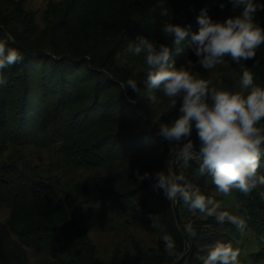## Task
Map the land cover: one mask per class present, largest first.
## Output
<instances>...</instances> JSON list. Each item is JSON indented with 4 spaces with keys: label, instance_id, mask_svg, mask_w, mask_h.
Returning <instances> with one entry per match:
<instances>
[{
    "label": "trees",
    "instance_id": "trees-1",
    "mask_svg": "<svg viewBox=\"0 0 264 264\" xmlns=\"http://www.w3.org/2000/svg\"><path fill=\"white\" fill-rule=\"evenodd\" d=\"M164 8L169 10L167 17L161 16ZM203 8L217 21L241 11L233 10L228 0H62L45 10L41 27L22 0H0V40L24 56L22 63L4 70L6 83L0 86V204L10 210L0 222V264H113L98 256L74 210L95 203L105 204V214L119 215L155 234L153 246L136 252V264H175L185 253L187 242L176 215L184 229L191 225L195 233L178 264H202L208 246L218 241L237 248L241 232L234 225L218 223L214 217L197 218L189 209L185 215L182 203L176 204L175 214L163 190L154 189L151 179L138 182L136 175L137 170L153 177L167 172L163 160L171 144L156 133L160 123L177 117L180 101L165 113L160 107L167 98L161 92L155 93L157 102L148 101L143 57L128 53L127 45L138 36L163 43L172 48L177 67L191 60L193 71L203 74L193 50L185 46L176 54L172 39L160 31L162 23L170 21L198 31ZM255 19L264 27V11ZM117 55L124 58L123 65L116 64ZM225 61L232 74L240 77L247 68L255 83L264 86V45L255 62ZM129 78L137 82L140 96L120 87ZM191 138L198 149L195 129ZM27 145L55 147L59 157L54 166L67 178L9 152ZM190 165L182 170L177 163L176 172L191 181L199 175V164ZM76 170L81 172L70 175ZM259 171L264 174V158ZM202 179L207 191L217 192L210 176ZM262 192L264 186L248 195L233 190L220 196L237 202L245 229L256 243L250 258L264 264ZM165 235L174 241L175 256L165 250ZM31 249L41 255L35 263Z\"/></svg>",
    "mask_w": 264,
    "mask_h": 264
},
{
    "label": "clouds",
    "instance_id": "clouds-1",
    "mask_svg": "<svg viewBox=\"0 0 264 264\" xmlns=\"http://www.w3.org/2000/svg\"><path fill=\"white\" fill-rule=\"evenodd\" d=\"M238 15L224 21L213 20L207 8L200 10L197 17L198 31L191 32L190 26L162 23L161 34L172 39L176 54H182L185 46L198 57L196 64L204 70H212L225 63V58L240 64L253 60L258 49L264 45V27L255 19L258 11H264V3L258 0H228ZM225 7L224 3L220 4ZM169 10L162 9L161 16L167 17ZM11 39V37H9ZM185 42L187 44L185 45ZM126 51L143 57L146 79L144 87L149 102H157L156 92H161L174 108L179 99L178 115L170 123H160L157 135L173 145L167 172H149L137 180H153L154 189H162L171 204L183 203L191 212L214 217L218 223L229 222L243 232L246 221L241 216L221 210V204L205 195L198 185L193 184L182 173L172 168L173 158L177 163L190 167L191 161L199 164L200 176H210L217 192L230 195L237 190L245 195L264 186V174L260 164L264 158V86L254 81L253 74L245 68L239 79L238 89L212 86V81L194 72L193 62L176 66L173 51L169 46L144 36H138L127 45ZM23 54L8 47L0 40V86L6 83L4 70L22 63ZM124 90L131 88L138 96L141 89L129 78L121 83ZM193 129L199 141L197 149L191 138ZM264 196V192L261 193ZM194 236L191 225L185 229ZM166 252L175 256L176 248L171 237L165 235ZM241 250L231 243L216 242L208 246L201 257L202 264H240Z\"/></svg>",
    "mask_w": 264,
    "mask_h": 264
},
{
    "label": "rangeland",
    "instance_id": "rangeland-1",
    "mask_svg": "<svg viewBox=\"0 0 264 264\" xmlns=\"http://www.w3.org/2000/svg\"><path fill=\"white\" fill-rule=\"evenodd\" d=\"M22 1L23 7L26 10L33 11L37 24L43 27V13L45 12V10L48 9L51 5L59 4L62 0ZM115 61L119 66L124 64V58L122 57V55H117ZM197 73H199L201 77L212 81V86L233 90L238 89L239 87L240 77L232 74L226 61L224 64L219 65V67L217 66V69L214 68L212 70H205L203 74H200L199 71H197ZM228 78L231 79V85L228 84ZM129 100L134 103L133 98H129ZM162 104L163 107H160V111H162V113L169 112L170 110L177 107L176 105L174 108H171L168 99H166V101L164 100ZM171 147L172 145L169 146V152L163 160V165L166 168V171L169 167ZM9 152L16 153V155L21 156L22 159L30 162V164L32 165L37 164L43 166L44 168L47 167L52 173H57L67 178L66 172L62 173L63 169L54 166L59 157L58 153H56L55 147L48 146L47 148L40 149L32 145H27L12 148L11 150H9ZM171 166L175 171L174 158L172 160ZM179 166L180 168H182V170L186 169L183 163H179ZM80 172V170H76L70 173V175H75L76 173ZM191 182L195 185H198L201 188L202 192L205 193V195L210 196L211 194H213L211 197L220 202L221 210L241 216V213L238 212L237 209V202L231 196L223 198L218 192L212 190H210V192L207 191L202 176H193ZM104 207L105 204L95 203L77 205L76 207H74V210L81 222L87 227L88 236L95 244L98 256L100 258L109 260L113 264H136V262L134 261L136 252L139 248L153 246L156 241L155 234L147 232L133 222H124L122 217L119 215L105 214ZM180 207H182V211H184V214L186 215L188 208L183 205V203ZM9 212L10 210L6 205L0 204V222L6 221ZM193 214L200 219L209 218L208 216H205L198 211ZM184 219L186 221L189 220L187 216H184ZM238 244L240 245L238 246ZM255 245V239L253 238L252 234H250L248 230L244 229V231L241 232L240 242H237V248L241 250V255L239 257L240 264H262L255 262L252 260V258H250L249 253L254 248H256ZM29 256L30 260L34 263L41 258V255L33 249L29 251Z\"/></svg>",
    "mask_w": 264,
    "mask_h": 264
},
{
    "label": "water",
    "instance_id": "water-1",
    "mask_svg": "<svg viewBox=\"0 0 264 264\" xmlns=\"http://www.w3.org/2000/svg\"><path fill=\"white\" fill-rule=\"evenodd\" d=\"M174 169H175V171H176V161H175V159H174ZM173 207H174V212H175V214H177L176 204H173ZM176 221H177V223H178V227H179V229L181 230V232H182L183 235L185 236V238H186V242H187V248H186L185 253H183V254L179 257V259L176 261V263H175V264H178L179 261L184 257V255L190 250V247H191V241H190L189 235L187 234V232L185 231V229L179 224V218L177 217V215H176Z\"/></svg>",
    "mask_w": 264,
    "mask_h": 264
}]
</instances>
